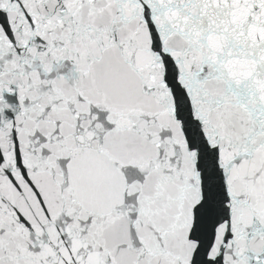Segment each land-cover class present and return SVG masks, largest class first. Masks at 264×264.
Here are the masks:
<instances>
[{"label":"snow or ice","instance_id":"1","mask_svg":"<svg viewBox=\"0 0 264 264\" xmlns=\"http://www.w3.org/2000/svg\"><path fill=\"white\" fill-rule=\"evenodd\" d=\"M0 264H264V0H0Z\"/></svg>","mask_w":264,"mask_h":264}]
</instances>
